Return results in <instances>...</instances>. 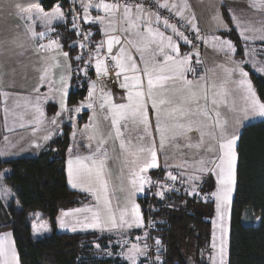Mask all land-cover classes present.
Segmentation results:
<instances>
[{"label": "snow or ice", "instance_id": "6c2138e0", "mask_svg": "<svg viewBox=\"0 0 264 264\" xmlns=\"http://www.w3.org/2000/svg\"><path fill=\"white\" fill-rule=\"evenodd\" d=\"M75 2V0H74ZM80 6L83 9V14L79 17L87 23H99L101 25L105 24L106 18L115 17L123 10V18L132 30L137 38L135 41V46L137 51L141 53L140 59L144 62V68L141 69L135 58L123 47L119 48V54L113 55V46L115 44H120V37L118 36H108L107 39V56L104 59H100L99 56L96 57L95 71L98 76H108L109 75V64L108 61H114V68L117 70L115 78L119 79L123 74V80L120 83V87L127 89L126 103H114L113 97L110 92H102L101 98L102 103L100 107L103 109L105 106L111 108L112 111V124L116 125V135L118 137L122 136L120 130V121H131L136 127L143 126L144 133L149 137V146H138L132 155L136 156L137 159H141V153L145 154L142 162L139 164V170L132 173L133 178L131 179V187L135 192H142L144 190L145 184L151 185L152 181L150 177L142 175V173L148 172L149 169L159 168L157 151L155 148V140L152 137V121L149 116L148 109L151 107L154 110L155 115V126L156 130L160 134V144L161 147L164 145L165 136L169 132H173V138L175 137V129H184L186 131H191L193 126V121L189 120L187 124L180 123L179 121L183 118H187L194 113L184 107L187 102L188 97L185 96L184 89L175 90L180 95L176 99H157V93L154 89L157 85L162 86L164 81L167 80H182L185 85L191 86L193 84L192 80L186 78V73H195L196 69L192 67L193 56L197 57V63H200L199 52L188 53L181 55L180 46L177 41L183 40L185 44H192L187 36L180 31L176 25L170 24L167 18H161L159 12L148 13L149 18L144 16V4H129L120 3V0H113L112 3L106 2V0H79ZM186 6V5H185ZM158 8L166 9L172 11L176 9V15L183 18V13L179 10L176 4H169L167 0L164 3L157 4ZM17 9H20L19 4L16 5ZM133 8L136 9V13H133ZM96 9L97 11L102 10L105 15H97L95 17L91 16L90 10ZM26 13V14H25ZM154 16L155 19H151ZM20 19L24 24L25 31L29 34V38L35 41V47L38 50H45L56 48L62 49V45L56 39H52L48 34L50 32H55V27H53L55 21H65V13L63 12L60 5H55L51 11H45L43 7L39 4H32L28 8L23 9ZM194 20V17L192 18ZM214 19L217 20L218 27L224 28L226 31H230L227 23L223 20V17L218 13ZM230 19L236 20L234 15L230 16ZM77 17L73 15L72 27L80 28V25L76 22ZM37 21H39L43 26V31H36ZM110 24L114 23L113 20L108 21ZM192 25V20L188 21ZM153 24L162 25L164 29H171L172 33L176 36L177 40H173L172 35H165L164 32L160 31L158 27H153ZM237 27H240L239 22L236 23ZM129 27H125L124 31L128 32ZM194 33H196V38L203 40V37L199 36V29L192 25ZM141 28H146V31H141ZM112 31H116L115 27H112ZM245 31L253 33L252 35H246ZM258 33V34H257ZM82 34L84 38H87L90 33H77ZM107 35V31L105 32ZM240 36L245 40H260L264 42V26L259 29H247L241 30ZM48 39L49 43L45 44L43 41ZM213 46L219 51L224 52L225 55L229 56L233 67L225 68L228 80L225 83H233L236 88L233 90L234 96L229 107V111L238 112V118L236 123L239 124L240 121L248 119L250 117H261L264 118V102L257 95L256 90L253 87L251 79L249 78V72L245 70L244 64L248 63L261 74H264V62L256 61L255 59L250 61H235L232 59L236 52L235 45L230 40H223L220 37H213ZM104 42L101 41L96 47L97 53L103 48ZM152 45L155 48L152 50L149 59H145L144 53L149 51ZM81 47L84 45L81 44ZM193 47H195L193 45ZM247 44L245 48H247ZM169 49L170 52H166L165 49ZM253 50H249L251 54ZM159 53L163 55L164 62L163 65L157 67L153 63L152 67H149L150 60L154 62L155 54ZM65 60L68 59V52L60 53ZM81 56H77L76 60H81ZM58 63V62H57ZM143 73L147 76V87L144 88V82L141 75L137 73ZM168 72L171 75H159L158 73ZM132 73V75H128ZM87 69H84V75L87 76ZM233 74H238V79L233 80ZM43 80V77L41 78ZM203 79V77H201ZM60 109L62 114L66 111H71L68 108L67 96H68V78L61 76L60 78ZM91 91L88 93V102L82 104L81 107L93 108L92 97L96 90V84L93 82L91 84ZM39 91V89H36ZM188 93L193 101L198 99L196 92L192 91L191 88L188 89ZM223 94L225 96L230 95L227 88L223 89ZM7 95V94H5ZM151 98V104L149 105L148 100ZM205 93V99H206ZM241 101L242 106L239 109L236 108V99ZM226 102V101H225ZM213 105H217V100H212ZM172 105L168 110L163 111L161 105ZM7 111V109H6ZM37 111L43 116L44 113L40 110L37 104ZM77 112L80 108L76 109ZM215 117L209 115L207 109L203 111V116L209 120V124L203 127L198 126L197 130L200 132L201 142L203 138L208 136L210 139L217 141L218 148L209 146L207 151L209 153H214V157L210 159L207 163L212 165L211 168L206 167V162L201 159L198 161L199 167L197 172L200 175H190L187 179L193 182V192L195 195V183L201 181L202 174L205 172H213L218 181V190L212 195L215 197L217 204V215L219 219L220 237L219 244L213 243V249H217V264H227V236L229 232V221L232 203V193L236 185V165H237V153H236V143L239 136L235 131L229 130V121L222 117V113L219 110H215ZM95 115V113H94ZM162 116L164 123H162ZM171 121V123H169ZM51 123L56 125L57 119L53 118ZM207 129V130H205ZM75 135V134H73ZM50 136H45L44 139H50ZM7 139V137H5ZM139 140L143 141L144 136L138 137ZM106 143L105 140L101 139L96 152H101L103 144ZM39 147V145H36ZM191 146V145H189ZM91 147V146H89ZM120 148L125 149V141L121 139ZM218 152V155L215 153ZM6 154V153H5ZM102 156H106V152L101 153ZM85 161H91V166ZM74 161L70 158L68 160L69 166V178L72 187L83 186V190L94 192L97 201H100L103 205V209H98L92 213L91 219L82 222L76 220L74 222H68L64 217L70 215L69 213H64L59 221L60 228H70L71 231H77V226L79 225L82 229H100L108 230L112 229H131L133 227L140 228L144 226V218L141 213L139 204L135 201L130 200V208L125 207L121 212L119 218L115 215L111 208V202L108 199L107 193L109 189L108 180L105 178L104 170V160L93 159V155L89 156H77L75 157L76 167H73ZM135 163V161H133ZM6 173L0 172V196L7 197L13 195L11 188L4 185V178ZM168 179L170 181H176L177 176L172 175L171 172L168 173ZM162 188H167V185H162ZM160 197H164L165 192L160 191L158 193ZM76 212L82 211V209H76ZM88 211H92L88 209ZM49 231L50 229L45 226H40L36 229L39 231ZM147 233H145V237ZM137 239H140L137 237ZM120 243V241H117ZM124 244H128V240L123 241ZM155 244L161 246V241L156 239ZM99 247V245H97ZM147 244L144 248H141L138 243H132L128 248L126 253H121L130 262V264H142L139 261L141 256H146ZM111 254V253H109ZM156 261H160V257L156 256ZM0 264H20L19 257L14 247V242L11 240V234L6 233L0 236ZM163 264V262H160Z\"/></svg>", "mask_w": 264, "mask_h": 264}, {"label": "trees", "instance_id": "16d2710c", "mask_svg": "<svg viewBox=\"0 0 264 264\" xmlns=\"http://www.w3.org/2000/svg\"><path fill=\"white\" fill-rule=\"evenodd\" d=\"M59 2L64 7L69 6L68 0H42L41 6L49 10ZM225 19L231 26L232 20L226 10ZM81 23L86 30L95 31L91 38L93 42L101 41L102 36L94 24ZM61 27V43L69 53L73 67L68 104L75 106L88 93V81H82L81 76L85 64L76 60L80 49L74 43L79 34L72 27V19L69 17ZM231 29V33L221 32L222 36L230 38L237 52H240L241 38L234 28ZM91 74L90 77H94L93 70ZM252 78L264 102V75L252 73ZM53 107L49 106L50 112ZM87 118L88 112H83L78 123H84ZM71 130V125L65 124L61 132L35 157L6 161L0 158V170L5 167L10 169L5 181L15 193V200L11 201L6 213L0 215V231L9 229L13 232L21 264H130L118 255L112 235L96 230L75 233L55 230L56 217L61 210L90 200L88 194L70 188L67 182L65 163ZM237 154L228 264H264V119L244 126L239 136ZM158 178L164 179L163 172ZM164 192L163 198L158 194L150 196L149 193L138 198L144 226L131 233L135 236L148 232L149 239L151 235L153 239L140 262L208 264L202 261L200 252L210 241V215L199 211L201 201L197 195H191L182 188ZM36 211H42L54 227L52 233L40 238H35L32 233L31 215ZM156 239L161 241L160 251L155 245ZM156 256L160 257V261H156Z\"/></svg>", "mask_w": 264, "mask_h": 264}, {"label": "rangeland", "instance_id": "374dc122", "mask_svg": "<svg viewBox=\"0 0 264 264\" xmlns=\"http://www.w3.org/2000/svg\"><path fill=\"white\" fill-rule=\"evenodd\" d=\"M199 1H205V0H198V2ZM206 1L208 2V5H213V7L215 6L214 8H216L217 14L219 13L223 17V20L227 23V26H229L228 25L229 22H227L225 19V10L229 14V16L231 15L235 16L236 20L234 21L231 19L232 25L229 27V29L234 28L239 34V36H240L241 30L259 29L262 26H264V0H247L250 8L243 7L246 3L245 0H217V1H220L219 4H211V2L215 0H206ZM78 4H80L79 0H75V2L74 0H69V7L70 5L76 6ZM60 6L63 12L65 13V17H66L65 22L67 21L69 17L73 21L72 14L68 13L67 10L64 8V6L62 5ZM81 9L82 7L77 8L78 12H80ZM251 11H253V16L247 15V12H251ZM217 14H215L214 9H213V13L211 17L213 19L212 23L216 21L214 17H216ZM193 16L194 14L192 16L183 15V18L187 19L188 21L192 20V25H195V27L199 29V36L203 37V40L196 38V33H194L193 31L192 25L189 24L188 28H185L184 32L182 31L181 27L177 26V28L180 31H182L184 35L189 38V40L192 41V44H190L189 52L190 53L199 52L198 59L200 60V63L196 62L197 57L195 56H193V60H192V67L196 69L195 73H186V78L188 80H192L193 84L191 86H188V85H185L184 81L182 80H178V79L177 80H167L163 82L162 86L157 85V87L154 89V91L157 93L158 100L161 98L176 99L180 94L177 93L175 90L184 89L183 94L188 97V100L184 104V107L188 110H191V112L194 114L187 118L181 119L179 122L187 124L189 120L193 121L194 123L192 126V130L187 132L184 129H175L174 138H173V132L167 133L165 136L164 145L163 147H161L160 134L156 130V126H155L154 110L151 107H149L148 112H149L150 119L152 121V129H151L152 137L155 140V148L157 151L158 163L160 167L156 169H149L148 172L142 173V175H146L150 177L152 184L151 185L145 184L144 190L142 192H135L134 194H132L134 191L131 187V179L133 178L132 173L139 170V164L142 162V159L145 155L143 153L139 154L141 159L138 160L136 156L132 155V153L135 151V148L138 146H141V145L145 147L149 146V137L145 135L143 126L136 127L132 124L131 121H124V120L120 121V130H121L122 136H120L119 139L120 141L121 139L125 141L126 148L122 149V151L119 153L117 151L112 152V158L107 161L109 165L108 167L104 169L105 178L108 180V184H109L107 196L111 202L112 211L115 213L117 218H119L120 212L125 207L130 208L131 206L129 203L130 200L135 201V203L139 204L138 196L140 195L141 197L146 196L148 193L150 196L157 195L160 191H166L167 189L170 190L171 187H173L174 190H179L182 188L184 191H187L189 194L193 195L192 194L193 182H190L187 179V177L190 175H200L197 172V169L199 167L198 161H200L201 159H203L206 162V167L211 168L212 165L207 162L214 157V153H209L207 151V148L210 145L213 146L214 148H218L217 141L210 139L208 136H205L203 138V142H201L200 132L197 130V127L198 126L203 127L204 125L209 124V120L202 114L205 109L208 110L209 115L212 117H215L214 109L219 110L222 113V117L228 119L229 130L235 131L238 136H240L242 129L247 124L264 119L261 117H250L248 119L240 121L239 124L236 123V120L238 118V112H232L228 110L233 100V96H234L233 90L236 88V85L233 83H225L228 80L227 74L225 72V68H231L233 67V64L231 63L228 55H225L224 52L219 51L216 47L213 46L214 42L212 38L215 36V37H220L223 40H230L233 44L234 42L227 36H222V33L220 35L214 34V35L206 37L205 33L203 32L204 30L201 28L200 23L197 22L198 21L197 17H194V20H193L192 19ZM254 20H257V21H254ZM65 22H63L62 24H64ZM237 22H239L240 27L236 26ZM78 24L80 25V28H75L78 33H90V35H88L87 38H84L82 34H79L78 40L75 41L74 45H77L79 47L80 54H78L77 56H81L82 57L81 61H83V65L85 64L84 67L82 68V73H81L82 81L83 80L88 81V90L89 89L92 90L91 84H90V81H91L90 75L92 76L91 63L93 62V60L98 54L96 51V47L97 45L100 44V42L98 41L93 42L91 39L92 35H95V31L93 30L88 31V29L86 30L81 22H79ZM61 26L60 28L55 27V32H50L51 34L58 33L60 42L62 40L61 38L62 27ZM41 29L42 27L40 23L37 22L36 31L37 32L42 31ZM218 29L223 30L224 28L219 27ZM231 31L232 29L230 31L225 30L226 33H231ZM163 32L166 34V36L169 35V33H166L167 30L163 29ZM245 34L252 35L253 33L245 31ZM123 35L120 36V41H121L120 46H123L135 58L137 65L141 69H143L144 62L140 59V55H141L140 52L136 51L135 48L130 49L128 46L130 44L129 40L127 41V39H125L126 37H124ZM240 38H241L240 52H237V47L235 46L236 52L234 56H232V59L235 61H241V60L250 61V60L255 59L256 61L264 62V42H261L260 40L245 41L241 36ZM81 44H83L84 46L81 47L80 46ZM246 44L248 46L247 48H245ZM193 45L195 47H193ZM154 48H155V45H152L149 51L144 53L145 59L150 58V54ZM206 48L209 51L208 54L205 53L204 51ZM249 50H253L251 54H249ZM165 51L170 52V50L167 48L165 49ZM158 55L160 56L159 58H161V60L158 59L157 57ZM163 62H164L163 55L156 53L154 57V62L150 60L149 67H152L153 63L155 64V66L159 67L163 65ZM112 63H114V61H112ZM243 66L245 70L249 72V78L251 79L253 87L256 90L257 95L259 96L257 92V88L252 78V73H255L258 76L264 75V74H261L258 71H256L251 66V64L246 63ZM84 69H87V73H88L87 76L84 75ZM137 74L141 75L143 82H144V88L146 89L147 76L143 73V71ZM158 74L159 75H171V73H168V72H163V73H158ZM128 75H132V73H128ZM121 77L123 80V74L121 75ZM201 77H203V79H201ZM232 79L233 80L238 79V74H233ZM3 80H4V75L0 71V101L7 102L10 97L8 95V91H6L4 88ZM94 82L98 86V88L95 90L93 97H96V99H102L101 98L102 92H110L112 94V90L101 88L99 84L97 83V80H94ZM189 88H191L192 91L197 93L198 99L196 101H193L191 99L188 93ZM224 88H227L229 93H232V94L225 96L223 94ZM205 93L207 97L206 99H205ZM121 95L122 97L126 99L127 89H124V93H122ZM46 96H49L48 93H46ZM115 96H113L112 94L113 99H118V97H115ZM213 99L217 100V105H213L212 103ZM41 100H46L47 102L50 99H41ZM113 102L115 103V101ZM148 103L149 105L151 104V98H149ZM241 106H242L241 101L237 98L236 108L239 109V107ZM105 107L108 113L106 122L111 126V128L113 127L116 128V125L112 124L111 122L112 121L111 108L107 106ZM170 107H172V105H168V104L161 105L162 112L168 110ZM60 115H63V114H60ZM162 123H164L163 116H162ZM169 123H171V121H169ZM98 124L99 123H96V126H98ZM140 136H144L143 141L138 139V137ZM238 141L239 139L237 140V143H236V153H237ZM218 154H219L218 152L215 153V155H218ZM118 155H121V157L119 156V158L117 159L119 163V166L117 168L114 166L113 160H115L116 156ZM75 157L77 156H74L71 158L74 161L73 167H76ZM237 158H238V154H237ZM133 161H135V163H133ZM236 168H237V165H236ZM66 172L69 175L68 161L66 164ZM162 172H163L164 179L160 180L158 176L162 175ZM169 172H171L172 175L177 176L176 181H170L168 179ZM69 181H70V178H69ZM162 185H167V188H162L161 187ZM218 187H219L218 181L215 176V173L213 172L203 173L201 177V181L198 183H195V193H196L195 195H197L199 201H201V206H199L200 207L199 211L203 214H209L210 215L209 219L212 223V230H211L212 233H211L210 241L208 242V244L205 245L204 248L201 249V252H200V257L202 261L208 264H217V260H218L217 249H213L212 247L214 242L217 243V245L219 244V237H220V228H219L220 222L218 219L217 208H216L217 201L215 197L212 195L213 193L217 192ZM75 188L79 190H83V186H78ZM235 189H236V185L232 193V201L235 195ZM83 191L89 193L90 202L86 204L85 206L78 208V209H82V211L75 212V214H73L72 222L76 220L85 222L86 218L91 219L92 213L94 211L104 208V205L100 201L96 200L94 192H89L85 190ZM88 209H91L92 211H88ZM231 209H232V203H231ZM230 219H231V212H230ZM50 228H52L51 229V232H52L54 230V227H52L51 224H50ZM126 229L127 228L112 229V230H108L107 228H105L104 230L91 229V228L82 229L79 225L77 226V231L96 230L102 234L112 235L113 236L112 243L117 245L118 255L123 257L124 259L126 258L121 253H126L132 243H138L141 247L144 248L145 244L149 245L150 242H153L152 235H151V238L149 239L148 236H150V234L148 232H145L147 233L146 237H145V233H143L142 235L134 236L131 233V231L135 229L129 230V231ZM67 230H71V229L68 228ZM8 233H10L12 237L13 232L9 231ZM3 235L4 233L1 236ZM137 237H139L140 239H137ZM229 237H230V221H229V232L227 236V240H228L227 257H226L227 264H228V253H229ZM11 240L14 242V239L11 238ZM124 240H128L129 243L124 244L123 243ZM117 241H120V243H117ZM14 245H15V242H14ZM157 247H158L157 250L160 251L161 246H157ZM146 251H148V246H147ZM140 258H139V261H140Z\"/></svg>", "mask_w": 264, "mask_h": 264}, {"label": "crops", "instance_id": "0c3cea01", "mask_svg": "<svg viewBox=\"0 0 264 264\" xmlns=\"http://www.w3.org/2000/svg\"><path fill=\"white\" fill-rule=\"evenodd\" d=\"M41 1L42 0H0V71L4 75V88L6 91H8V95L10 97L7 102L0 101V158L1 160L6 161L24 157H35L39 155L42 150H44V148L61 132L65 124H69L71 125L72 130L70 134V145L67 150L65 170L67 161L70 158L74 156L89 155H93V159L96 160L103 159L105 169L109 165L107 161L112 158V152L117 151L119 153L122 151V149L120 148V139L116 135V128H111V126L106 122L108 113L106 107L103 109L100 107V104L103 102L102 99H96V97H92L94 107L87 108L81 107V105L88 102V93L89 91H91L90 89L88 90L85 98L75 106H70L68 104L67 96L68 108L71 111H66L62 113L63 115H58L61 112L59 105V89L61 86V76L68 78V94L70 91V80L72 72L71 58L69 56L68 59L65 60V58L60 54L61 52H66L63 47L62 49L52 48L48 49L47 51L38 50L35 47L36 42L32 41L29 38V34L25 31L24 24L20 19V15L23 9L28 8L32 4H39L41 6ZM158 1L160 3L165 2V0ZM106 2L112 3L113 1L106 0ZM167 2L169 4H176L183 15L192 16L194 14L193 17H197V22L200 23L206 37L214 34L220 35L221 32L225 31V29H218L219 27L216 26L218 25L217 20L212 23L213 19L211 17L213 9L215 14H217V11L216 8H214L215 6L213 7V5H208V2L206 0L199 2L198 0H167ZM219 2L220 1L215 0L212 1L211 4H219ZM245 2L246 3L243 7L248 8V1L245 0ZM17 4L21 6L20 9L16 8ZM57 4L61 5L60 3ZM52 8L49 10H44L51 11ZM174 10L177 11L176 9ZM133 13H136V9H133ZM79 14L80 16L83 14V9L80 10ZM90 14L93 17L97 15H105L102 10L97 11L96 9H91ZM247 15L253 16V11L247 12ZM145 18L148 17L145 16ZM154 19L155 17L153 18V20ZM109 20H113L114 23L110 24L108 22ZM79 21L85 22L80 18ZM63 22L65 21H55L53 27L60 28ZM40 25L42 27L41 30L43 31V26L41 23ZM228 25L229 28L230 24ZM93 26L98 28L102 36L101 41L104 42L103 48H101L99 53L97 54L100 59H103L107 56L108 36L120 37L124 34L123 36L126 37L125 39H127V41L129 40V48L136 49L135 41L137 38L135 37L133 30L128 25H126L123 18L122 9L120 13H118L115 17L106 18L105 24L101 25L99 23H95ZM112 27H115L116 31H112ZM125 27H129L128 32L124 31ZM153 27H158L159 30L163 32L164 28L162 25L153 24ZM106 31L107 35L105 34ZM141 31H146V28H141ZM166 33H169V35L172 36L174 35L171 29H167ZM50 34L48 35L52 39H56L57 41H59L58 33H54L51 35ZM174 37L173 40H177L175 35ZM177 42L179 43L180 53L182 56L184 54L190 53V44H185L183 40H179ZM43 43H49L48 39H45ZM59 43L62 45L60 41ZM120 47V44H115L113 46V55L119 54ZM204 51L207 54L209 52L207 48ZM96 57L91 63L94 77L91 78L90 84H92V81L94 82V80H96V77H98L95 71ZM157 57L161 60V58H159V55ZM109 63H111L114 68V63H112V61H108V64ZM114 70L115 72L117 71L115 68ZM42 77L43 80L41 79ZM97 88L98 86L96 87V89ZM36 89H39V91H36ZM107 90H112L113 96L116 95L115 97H118V99H113L115 103L126 102V99L121 95L122 93H124V89H122L120 86ZM46 93H48L49 96H46ZM41 99L50 100L46 102V100ZM37 104L39 105L40 110L44 113L43 116H41L40 112L37 111ZM51 105L55 106V108L53 107L52 111L50 112L49 106ZM77 108H80L79 112L76 111ZM83 112H88V118L84 123L79 124L78 120L82 117ZM53 118L57 119L56 125L51 123V120ZM96 123H99L98 126H96ZM46 135L50 136L51 138L45 140L44 137ZM5 137H7V139H5ZM101 139L105 140L106 143L103 144L101 152H96ZM36 145H39V147H37ZM104 152H106V156L101 155V153ZM119 156L121 157V155H118L116 156V159L113 160L114 166L117 168L119 166V163L117 161ZM85 163L91 166V161H85ZM0 172H4L7 175L10 172V169L8 167H5L2 168ZM67 182L70 188L84 192L83 190H79L71 186L68 173ZM4 185H6L8 188H11L13 195L7 197L0 196V215H4L11 201L13 199L15 200L14 190L8 183H6L5 178ZM84 193L89 195L88 192ZM139 197H141V195L138 196V198ZM89 202L90 200L77 207L61 210L56 217L55 230L59 233H75L87 231L85 230L73 232L71 230H67L68 228L61 229L59 226V221L64 213H69L70 215L64 217V219L68 222H72V216L73 214H75V210L81 208L82 206H85ZM16 206L19 207L20 205L16 202ZM31 220L32 233L35 238H40L52 233V228H50L51 222L42 211L34 212L31 215ZM40 226H45L50 230H41L37 232L36 229ZM133 229L137 228L133 227L126 230L129 231ZM9 231L11 230L8 229L0 231V236L3 233H8ZM13 236L14 234L11 238L14 239L15 242V238ZM14 247L18 254L16 244L14 245Z\"/></svg>", "mask_w": 264, "mask_h": 264}, {"label": "built area", "instance_id": "2783aa9c", "mask_svg": "<svg viewBox=\"0 0 264 264\" xmlns=\"http://www.w3.org/2000/svg\"><path fill=\"white\" fill-rule=\"evenodd\" d=\"M69 1V0H68ZM113 1V0H112ZM85 3H87V0H84ZM129 3V4H137V3H143L144 4V15L146 17H148V13H157L159 12V15L162 18H167L169 20L170 24H174L176 26H179L182 28V31H185V28H188L189 23L187 19L181 18L180 16L176 15V11L173 9L172 11L169 10H165L162 8H158L157 4H160V2L158 0H120V3ZM62 6V2H59ZM80 4L78 5H70V7H64L68 13L73 15H76L77 20L76 22H80L79 21V12L77 10V8H80ZM135 9V8H133ZM149 18V17H148ZM154 16L151 17V19H153ZM115 70L113 68V65L111 63H109V75L108 76H99L96 78L97 83L99 84V86L103 89H112L114 87H118L120 85V83L122 82V77H120L119 79L115 78ZM171 187V186H170ZM169 190V189H167ZM170 190H173V187H171Z\"/></svg>", "mask_w": 264, "mask_h": 264}]
</instances>
